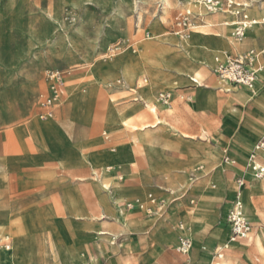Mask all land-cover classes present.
<instances>
[{"label": "rangeland", "instance_id": "374dc122", "mask_svg": "<svg viewBox=\"0 0 264 264\" xmlns=\"http://www.w3.org/2000/svg\"><path fill=\"white\" fill-rule=\"evenodd\" d=\"M234 1L246 9L245 21L253 20L249 6L264 7V0ZM186 2L0 0V264H38L41 259L46 264H91L102 256L103 264H108L117 249L137 253L142 237L144 248L129 264H194L195 240L201 232L215 227L217 241L225 238L211 218L213 204L203 199L224 201L217 215V224H223L229 210L221 213L232 198L228 183L215 182L219 172L230 178L234 192L240 177L251 187L243 193L251 240H238L222 264H264V179L258 182L250 171L252 156L243 161L231 151L236 126L224 111V102L239 101L235 94L217 89L218 62L214 60L215 67L211 62L215 56L218 61L263 52L264 38L260 47H245L248 36L264 35V25L247 30L240 42L236 26L225 32L221 18L214 26L203 27L205 19L191 13ZM185 12L192 14V25L181 38L175 34V23ZM236 21L244 22L243 15ZM217 35L222 45L211 42L214 52H206L210 58L190 59L199 68L208 66L211 73L204 77L198 68L191 78L199 83L191 78L180 83L175 70L167 67L175 56L172 49L184 45L189 51L188 43L195 38L207 42ZM226 41L239 50L233 45L229 49ZM259 66H264L263 56ZM57 70L71 78H65L63 100L50 108L52 116L45 117L41 97L50 93L48 73ZM154 74L163 79L159 90ZM138 89L147 96L144 102L134 101ZM162 93L173 96L170 108L159 101ZM156 105L161 124L152 118ZM253 108L250 103L249 111ZM263 136L253 138L250 152ZM207 147L219 148L217 158L201 153ZM258 153L264 157L263 150ZM150 194L154 203L126 213L135 221L127 228L135 227L125 228L118 204ZM172 207L179 217L185 215L183 226L193 243L190 260L176 250L178 234L171 227L181 220H168ZM162 216L165 227L156 225ZM12 225L25 229H11ZM20 229L28 244L23 253L15 245ZM146 229H152L150 235ZM162 229L176 240L155 238ZM6 243L11 245L7 253ZM215 244L222 243L211 244L206 237L200 252ZM108 246H114L113 255L106 253ZM211 255L207 264L213 263Z\"/></svg>", "mask_w": 264, "mask_h": 264}, {"label": "crops", "instance_id": "0c3cea01", "mask_svg": "<svg viewBox=\"0 0 264 264\" xmlns=\"http://www.w3.org/2000/svg\"><path fill=\"white\" fill-rule=\"evenodd\" d=\"M188 2H189V0H187V3H185V5L187 6V8H189L188 7ZM239 3H241V2H239ZM263 9H264L263 5L262 6L261 5L260 6H257V5L252 4L251 6H249V9H247V10L250 12L251 16L253 17V20L257 21V20H263V18H264V11H263ZM202 11L204 12V8L203 7H200L198 10L193 11V14L199 16ZM245 12H246V9H245ZM226 13H228V14H230V15L233 16L234 21H235V24L233 25V28H234L235 25L238 23V21H236V17L237 16H235L233 14V12H231V11L230 12H226ZM216 15H222V14L215 13L212 16H216ZM220 19H221L220 16L219 17L211 18L212 24L209 25V26H211V27L214 26V22H216V21H218ZM207 25L208 24L206 23L205 25H203V27H207ZM258 26H261V25L259 24V25L253 26L250 29L255 28V27H258ZM261 34L262 33H260L257 36L256 39H252L251 37L248 36L250 42H249L247 48L245 47V50H247L251 46L260 47L263 44V38H264V35H261ZM208 40L209 41H207V42H200L198 39L195 38V41L197 42V44L194 45V46L196 48L195 49L190 48L189 51H188L189 55H191L194 58V62H195V59L196 58L201 57V56L202 57H206V59L207 58H210L211 57V53L214 52V51H211V53H206V50L203 47L204 44H209V43L213 42V43H215L217 45H220V46L222 45L221 42H220V37H218V35H217V37H215L213 39H208ZM245 50H243V51H245ZM172 51H173V55H175L177 57V60L176 61L171 60V62L169 63V65L167 67L170 68V69H172V70H175V73H176V76L175 77L177 78V80L180 81V83H182L186 79L191 78V75H193L194 73H192L189 70H187L181 64V61L184 60V57H183L184 56L183 54L185 53L184 48H182V46H181V47H179L176 50H173L172 49ZM215 52H217V51H215ZM235 56H240V55H235ZM216 57H218V56H215L214 59H213V61H211L213 67H215V61L214 60L216 59ZM129 59H126L125 60L124 65L129 61ZM207 69H209L208 66H203V67H200L198 69V71L202 75H204V77H206V76L209 75V74L206 75V72L211 73V71H209ZM156 75H158V74L156 73ZM156 75L154 74L155 82H153V84H154L155 90H159L161 88V85L160 84L163 83V79L161 77H160L161 79H158L156 77ZM263 76H264V71L262 72V74L260 75V79H258V81L256 83V88H258V92L256 94H254L253 92H251V91H249V90H247L245 88H242L241 89L240 87L239 88H236V87H233V86L230 85V86H226V87L228 89L230 88L232 90H227L226 88H222L220 85H218L217 82L215 84L217 86V89H221L222 88V90L225 91V92H231V91H233V93H237V95H235V96H236L237 100L239 101V105H234L233 103L229 104V101H226V102H224L225 103L224 111L227 113L228 117L232 119L233 124L236 126V133L237 134L235 135V141L231 144V151L234 154H236L243 161L245 159H249V157L252 156V154L255 151L256 146L259 144V142L264 137L263 136L262 138H260V140L255 145L254 150L252 152H250V147H251V143L253 141V138H258L262 133H264V99L261 98V97L264 96V84L262 83V82H264V79H262ZM68 77H70V76H67V78ZM145 80H147V79H145ZM191 80L192 81L193 80H196L199 83V80L198 79L191 78ZM174 83H175V85L178 84V82H174ZM199 86H202V84H199ZM146 87L147 86L144 85L142 87V89L143 88H146ZM139 89L136 91L137 94H136V97L134 98V101L135 102H144L143 97L145 98L147 96H146V94L144 92L140 91ZM193 99H194L193 97L189 98L190 101H193ZM212 103L213 102H211V104ZM250 103L253 104V107H254L253 109H255V111L253 109L249 111L248 105ZM211 106H214V105H211ZM164 107L170 108L171 105L168 106V107L167 106H164ZM113 112H115V111H113ZM217 134H219V133H217ZM104 136H106V140H109L110 139V136H107V132H104ZM219 151L220 150H219L218 147H212V148L211 147H207V148L201 149V153H205L209 159L210 158H217V155H218ZM261 160L264 161V157L261 156V155H259V153L257 152V161L259 163H261L262 165H264V162H262ZM240 178H243V177H240ZM218 181H224V185L228 183L229 184V189L231 190V192H230L231 193L230 196L232 198L230 200L231 203L229 204V207L228 208H225L224 207V210L221 213V214L225 215L227 213V211L228 210L230 211V209L232 207V203H233V201L235 200V197H236V192H234V188H233V186L231 184L230 178L224 177V175H223L222 172H219V175L216 176L215 182H218ZM257 181L260 182V180H257ZM250 189H251V187L248 184V185H246V188H245L244 192H247ZM214 192H216V191H214ZM259 193H261V192H259ZM148 196L149 195L144 196L140 200L147 202ZM203 199L209 205L210 204H213V210L214 211L210 214L211 215V218H212V220L214 222L216 221V227L219 228V229H221L224 232L225 238H224L223 241H217V239H216V233H217V231H216V228L215 227L212 228V229H210L207 232H201L200 238L198 240H195L196 241V244H197V248L193 251V256L195 257V263L194 264H207L208 260L211 259L210 253H212L211 256L213 258V255H214V252L216 251V249L219 248V247H222V246L226 245L229 242L230 236H231L230 229H229L228 225L226 224V219H227V216H228L229 211L227 213L226 219L224 220L223 224L222 223L217 224L218 205H219V203L220 204L221 203H224V201H222V200H220V201L212 200V198L210 196H208V197L206 196ZM224 199H225V197H224ZM243 199H244V208H245V212H246V210L248 209L247 204H246V198L243 197ZM128 203H134V201L127 202V201H124L123 200L122 202H120L118 204L119 207L122 209V211L124 213L131 212V210H128L125 207V205L128 204ZM150 204L151 203L147 202V206L150 205ZM135 208H137V207H135ZM190 208H192V207H190ZM188 209H186V211H185L186 213L185 214H187ZM135 210L132 209V211H135ZM170 210H171L170 211V218L168 220H171L174 223H177L179 220H181V222L178 224L177 227L176 226H172L171 227V230L172 231H175L176 230V232L178 234L179 242H178V244L176 246V250H177V248H178V246L180 244V239L184 235L188 236L186 234L187 233V230H186V228L184 226H183L184 229H182V230L179 229V225L180 224H183L182 218L185 215L179 217L178 216V212H177L178 210H177L176 207H172V208H170ZM122 211L120 212V214H121V220H123L122 219V217H123ZM126 217H127V215H126ZM127 220L129 222L135 224V221L128 219V217H127ZM139 221H141V220H139ZM165 223H166V221L163 219V216L156 221V225L162 226V227H165L164 226ZM124 226H125V228H127L126 221L124 222ZM18 227L24 228V226H21V225H16V226L15 225H12L11 226V229H16ZM131 227H135V226L130 225L127 229H129ZM151 232H152V229H146L145 230V234L146 235H150ZM155 236H156L155 238H158L161 242H172V241L176 240V236H170L169 235V232H167L164 229H162L161 231H158ZM206 237H207V239L209 240V242L211 244H214V243H222V244H215L213 246H205V247H203V252L204 253H201L200 252V246H201L203 240L206 239ZM142 238H144V240H146L145 237H142ZM142 238L140 239V243H139L140 245H139V249H138V252L137 253H134V254H125L124 253V250H118L117 249L115 255L112 258L111 257L109 258L108 264H129V263L135 261L137 259V256H138L139 251L144 248L145 241L142 242ZM236 243L232 244L231 247H230V249L227 250V252L231 250V248L233 247V245L235 247H237L238 245ZM120 245H122L123 247H126V245H124V244H120ZM113 247L114 246H108L109 250L106 253L107 254L111 253L113 255V251H112V248ZM127 247H129V246H127ZM5 252L7 253L8 250L5 251ZM40 252H41V250H38V253L39 254H40ZM177 252H178V250H177ZM190 254H191V252H190ZM190 254L189 255H183V254H181V255L186 256L187 257V260H190ZM5 256H6V254H5ZM97 258L98 259H92L90 261V263L91 264H103L102 259L104 258V256L97 257ZM6 263H11V262L8 261ZM38 263L39 264H46V262H43L42 259Z\"/></svg>", "mask_w": 264, "mask_h": 264}, {"label": "built area", "instance_id": "2783aa9c", "mask_svg": "<svg viewBox=\"0 0 264 264\" xmlns=\"http://www.w3.org/2000/svg\"><path fill=\"white\" fill-rule=\"evenodd\" d=\"M206 6L209 12L214 13L222 11L225 8L229 9L233 7L237 11V15H243L244 21L248 19L245 12L244 6L235 2L234 0H197ZM176 35L183 38L186 33L191 29L192 25V14L190 12L180 13L176 18ZM264 25V20H262ZM235 37L238 40H242L247 30L245 22H240L235 25ZM114 51L120 50V48H114ZM260 56L264 57V51L257 54L255 51H251L248 54L242 56H227L225 59H218L217 74L221 81L227 83L236 88L253 87L255 81L258 79L257 72L260 69ZM66 73L57 71H50L47 76V80L50 84L49 95H42L41 107L47 110L45 117L52 116L53 111L50 108L61 103L65 96V82ZM148 83V80H144ZM172 95L169 93H162L159 95V101L164 106H170L172 102ZM264 151V137L256 146L254 153L252 154L251 165L249 166L256 179H264V165L257 161V152ZM238 189L236 191L235 200L232 203V207L228 213L226 224L230 229V240L229 242L216 249L213 255L212 264H222V260L225 258L227 250L230 249L231 245L238 242V240H251L252 236V224L248 219L243 199V190L245 188V180L239 178L237 180ZM147 202L154 203L153 195L148 196ZM147 202L138 200L134 203H128L125 207L128 210H132L135 207H145ZM179 229H183V224L179 225ZM11 247L10 243L5 244V248L9 250ZM193 248V243L190 237L184 235L180 239V244L177 248L178 252L183 255H189Z\"/></svg>", "mask_w": 264, "mask_h": 264}, {"label": "bare ground", "instance_id": "6f19581e", "mask_svg": "<svg viewBox=\"0 0 264 264\" xmlns=\"http://www.w3.org/2000/svg\"><path fill=\"white\" fill-rule=\"evenodd\" d=\"M187 3V2H186ZM188 9H189V11L191 12V13H193V11H195V10H198L200 7H203L206 11H208V9L206 8V6L205 5H203L202 3H200V2H198L197 0H189V2H188ZM170 11V10H169ZM233 12V14L235 15V16H238L237 15V11L235 10V9H231V10H227L226 12ZM209 12V11H208ZM168 13V12H167ZM205 12H201L200 13V15H199V17H203L204 19H205V21H206V23L208 24V25H211L212 24V21H211V18H214V17H221V18H223V20H222V22H220V25L222 26V28H223V30L225 31V32H227V31H229V29L235 24V21H234V18H233V16L232 15H230V14H228V13H226V14H223V15H225V16H223V15H217V16H210V15H205L204 14ZM218 13V12H217ZM198 14V13H197ZM227 15V16H226ZM228 16H231V18H225V17H228ZM247 17H248V19H249V16L248 15H246ZM229 19H231V20H229ZM264 20V19H263ZM245 22V24L247 25V30H249L251 27H253V26H256V25H262V21H260V22H258V21H255V20H251V21H244ZM237 24H239V22L237 23ZM246 30V31H247ZM228 33V32H227ZM245 36H246V32H245ZM244 36V37H245ZM224 39V38H223ZM244 39V38H243ZM242 39V40H243ZM226 40V39H225ZM242 40H240V42H242ZM197 44V42L195 41V40H193V41H191V42H189L188 43V45L192 48V46H194V45H196ZM225 44H227L228 46L227 47H229V49H230V47L233 45V46H235V47H237L236 46V44L234 43V42H231V43H229L228 44V42L226 41V43ZM204 49L206 50V52H211V51H213L214 50V48H213V46H212V43H209V44H204ZM182 48H184V50H185V53L183 54L184 56V60L183 61H181V64H182V66L183 67H185L187 70H189L190 72H192V73H196V71H197V69L199 68V66H195L194 64H193V62L192 61H190V59H191V55H189V53H188V51H187V49L184 47V45H182ZM196 48V47H195ZM237 50H239V48L237 47ZM231 51V50H230ZM227 55H229V54H226L225 56H227ZM171 60H174V61H176L177 60V57L176 56H173L172 58H171ZM171 60H169L168 61V64L171 62ZM215 61L217 62V57H216V59H215ZM264 71V66H262L261 67V69H259L258 70V72H257V77H258V79H260V75L262 74V72ZM178 72V71H177ZM186 77V76H185ZM66 78H67V76H66ZM187 78V77H186ZM258 79L255 81V84H254V86L253 87H247V86H245V87H243V88H245V89H247V90H249V91H251V92H253L254 94H256L257 92H258V90H257V88H256V83H257V81H258ZM215 80V79H214ZM217 81V83H218V85H220L222 88H226L227 90H232V89H228L226 86H230V85H228L227 83H224L223 81H221V80H216ZM192 82H197L196 80H193ZM198 83V82H197ZM231 93H233V91H231ZM233 94H235V95H237V93H233ZM231 103H233L231 100L229 101V104H231ZM157 105L156 106H154V107H152V109H151V114H152V118H154L155 120H156V122H157V124H161V119H160V117L158 116V113H157ZM140 118H142L141 116H140ZM142 138V137H141ZM147 140H148V137H147ZM251 165V164H250ZM249 165V166H250ZM248 166V167H249ZM250 170L252 171V169L250 168ZM252 173H253V171H252ZM254 175V174H253ZM254 178H255V176H254ZM256 179V178H255ZM257 180H259V179H257ZM106 185V184H105ZM245 188H246V185H245ZM245 188H244V190H245ZM264 188V187H263ZM220 189V188H219ZM244 190H243V192H244ZM120 192V189H117V190H115V193H119ZM223 194H224V192H223ZM213 197V196H212ZM215 197V196H214ZM137 208H140V209H144V207H137ZM137 208H134L133 210H135V209H137ZM196 211V210H195ZM190 214H192V213H190ZM122 215H123V217H122V219H123V221L125 222L126 221V226L129 224V223H131V222H129L128 220H127V217H126V213H124L123 211H122ZM192 222V221H191ZM195 223V222H194ZM131 224H133V223H131ZM197 224V222L195 223V225ZM22 228V227H21ZM184 229V228H183ZM220 231V230H219ZM257 240H258V244L261 246V243L263 242V240H262V236L261 235H259L258 236V238H257ZM15 245H16V248H17V250L18 251H20V252H26V249H28V244H27V238H26V236L24 235V231L22 230V229H20L19 231H18V233L16 234V238H15ZM10 250V249H9ZM14 252V251H13ZM21 255V254H20ZM16 258V257H15ZM20 258V257H19ZM8 259V258H7ZM10 259H12V258H10ZM17 260H19V259H17ZM16 260V261H17ZM21 262V261H20ZM39 262V261H38ZM39 264V263H38Z\"/></svg>", "mask_w": 264, "mask_h": 264}]
</instances>
